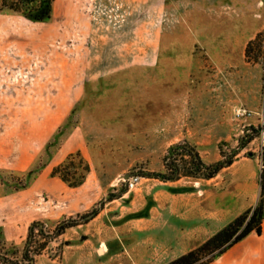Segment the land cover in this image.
Here are the masks:
<instances>
[{
  "label": "rangeland",
  "instance_id": "1",
  "mask_svg": "<svg viewBox=\"0 0 264 264\" xmlns=\"http://www.w3.org/2000/svg\"><path fill=\"white\" fill-rule=\"evenodd\" d=\"M87 1L66 24L0 15V264H168L264 205V0ZM179 143L233 162L164 180ZM77 153L72 187L53 171Z\"/></svg>",
  "mask_w": 264,
  "mask_h": 264
},
{
  "label": "trees",
  "instance_id": "2",
  "mask_svg": "<svg viewBox=\"0 0 264 264\" xmlns=\"http://www.w3.org/2000/svg\"><path fill=\"white\" fill-rule=\"evenodd\" d=\"M54 2L55 0H0V14L11 11L34 22H45L52 18ZM263 36L264 31L258 33L254 39L248 42L245 49V56L248 60H259V53L263 47V41H261ZM75 156H80V153L70 155L65 163L57 166L53 171V175H59L65 183L72 187L81 185L86 177L85 173L89 171V166L86 165L81 178H74L77 173L68 171L66 165L73 162ZM232 162L230 158L228 160L223 159L215 164H207L195 147L179 143L171 147L169 155L165 158L166 170L160 176L164 180H178L182 177L208 180L215 177L221 169L231 165ZM64 168L66 171L60 174ZM24 188H26L25 185L22 186V189ZM263 219L264 205L261 201L258 205L248 208L199 247L181 255L168 264H209L251 232L255 231L261 234ZM34 227L35 224L29 230L26 243L34 237ZM43 247L44 244L41 245V249ZM39 252L40 250H37L35 254ZM23 258L28 261V264L34 262V255H29L28 249Z\"/></svg>",
  "mask_w": 264,
  "mask_h": 264
},
{
  "label": "crops",
  "instance_id": "3",
  "mask_svg": "<svg viewBox=\"0 0 264 264\" xmlns=\"http://www.w3.org/2000/svg\"><path fill=\"white\" fill-rule=\"evenodd\" d=\"M176 2H181L183 0H175ZM189 1H208V0H189ZM76 2L78 0H55L54 2V9H53V15L52 18L49 21L45 22H52L56 19H64L65 24L68 23L67 21L74 17V10L76 9ZM86 2H88L86 0ZM103 2L104 0H94L95 6H93V3L90 7L84 6L85 9H89L90 12L87 13V18H99L103 17V15H109V13L101 12L100 10L103 8ZM82 9V7H81ZM101 12V13H100ZM17 14L11 11H6L1 13L3 14ZM103 13V14H102ZM18 16L23 17L26 20H29L25 18L24 16L17 14ZM94 16V17H93ZM31 21V20H30ZM42 23V22H41ZM44 23V22H43ZM67 28H72L71 21L68 26L65 25ZM86 28H89L87 30H91L92 25L87 26ZM100 29L103 27H99ZM107 28V27H106ZM97 30H99L97 28ZM68 32H72V30H67ZM8 32V31H7ZM17 30H10L8 32L7 38H4L3 41H7L8 39H13L16 41L17 38L15 37L17 35ZM5 77L3 75H0V89L3 81H5ZM9 90L14 93L15 92V86H9ZM6 90H4V94ZM2 90H0V97L2 95ZM8 112V109H6L5 105L1 106L0 104V114H6ZM1 130V129H0ZM7 138L2 136V133H0V148H3L8 146ZM209 264H264V219L262 222V233L258 234L257 232L253 231L249 235H247L245 238H243L240 242L236 243L234 246H232L230 249H228L225 253H223L221 256L216 258L213 262Z\"/></svg>",
  "mask_w": 264,
  "mask_h": 264
},
{
  "label": "built area",
  "instance_id": "4",
  "mask_svg": "<svg viewBox=\"0 0 264 264\" xmlns=\"http://www.w3.org/2000/svg\"><path fill=\"white\" fill-rule=\"evenodd\" d=\"M137 179H138V178H135V179H134V178H131V180H135V181H136ZM132 183H133V181H132Z\"/></svg>",
  "mask_w": 264,
  "mask_h": 264
}]
</instances>
